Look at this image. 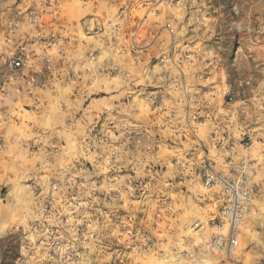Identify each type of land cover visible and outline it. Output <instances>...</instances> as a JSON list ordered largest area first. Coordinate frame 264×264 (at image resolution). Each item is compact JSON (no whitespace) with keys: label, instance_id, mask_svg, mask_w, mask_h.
<instances>
[{"label":"rangeland","instance_id":"obj_1","mask_svg":"<svg viewBox=\"0 0 264 264\" xmlns=\"http://www.w3.org/2000/svg\"><path fill=\"white\" fill-rule=\"evenodd\" d=\"M6 8L0 264H264V0Z\"/></svg>","mask_w":264,"mask_h":264},{"label":"built area","instance_id":"obj_2","mask_svg":"<svg viewBox=\"0 0 264 264\" xmlns=\"http://www.w3.org/2000/svg\"><path fill=\"white\" fill-rule=\"evenodd\" d=\"M16 65H21V61L20 60H17L14 62ZM212 180V178L209 176L208 178V183H210V181ZM225 184L227 185V188L232 190L233 191V186L228 183V182H225ZM236 197L233 196L231 202L229 205H227L223 211V214H222V219L223 221L221 222L220 225H217L216 226V233L213 234L212 236V239H211V243L214 245V246H217V247H220L222 246L223 244V241H224V237H225V233L222 231L224 226L227 225L229 227H232V226H235V224L237 223L238 221V217H239V213H238V210L236 208Z\"/></svg>","mask_w":264,"mask_h":264},{"label":"crops","instance_id":"obj_3","mask_svg":"<svg viewBox=\"0 0 264 264\" xmlns=\"http://www.w3.org/2000/svg\"><path fill=\"white\" fill-rule=\"evenodd\" d=\"M1 20H0V23L2 24V22L4 24H8V23H11L13 22V15H12V9L8 10V8H6L4 14H1L0 16ZM9 27L8 25L5 26V29L2 30V33H0V43L2 44V41H4V45H8V40H9ZM4 32V34H3Z\"/></svg>","mask_w":264,"mask_h":264},{"label":"trees","instance_id":"obj_4","mask_svg":"<svg viewBox=\"0 0 264 264\" xmlns=\"http://www.w3.org/2000/svg\"><path fill=\"white\" fill-rule=\"evenodd\" d=\"M14 253H15V252H14ZM12 262H13V258L10 257V259L7 258V259H6L5 261H3L2 263H3V264H13Z\"/></svg>","mask_w":264,"mask_h":264}]
</instances>
